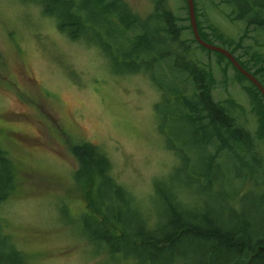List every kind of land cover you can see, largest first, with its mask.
Instances as JSON below:
<instances>
[{
	"label": "rangeland",
	"instance_id": "rangeland-1",
	"mask_svg": "<svg viewBox=\"0 0 264 264\" xmlns=\"http://www.w3.org/2000/svg\"><path fill=\"white\" fill-rule=\"evenodd\" d=\"M124 1L143 22L154 12L150 0ZM168 1L180 20L178 25L184 27L183 38L191 41L185 1ZM196 3L209 39L213 32L223 39L215 46L233 50L252 72L264 69V62L259 61L264 56V36L243 22L232 21L230 8L222 0ZM56 22L37 5L0 0V143L17 175L16 189L0 205L2 228L29 264H137L130 260L137 252L134 246L110 254L90 241L94 233L106 230L87 211V199L74 184L78 170L74 146L92 143L99 147L111 160L114 178L151 210L163 194H173L179 180L189 183L190 168L195 163L199 166L200 153L187 150L195 142L189 134L180 136L187 133L184 124H164L163 116L171 108L161 106L165 93L143 71L117 75L119 65L113 67L85 41L69 39ZM254 54L259 56L251 57ZM191 56L209 72L214 100L230 104L236 125L250 133L257 158L264 164V138L259 136V117L246 90L249 84L237 77L226 60L194 43ZM239 154L248 158L246 153ZM199 185L196 180L193 193ZM252 186L250 182L246 188L250 191ZM199 191L207 193L204 188ZM246 194L243 191L240 197ZM256 194L242 198L239 208L255 233L264 227V198L261 203ZM206 195L210 211L223 206L219 192ZM181 198L183 204L197 200L186 191ZM155 212L162 227L164 212ZM123 214L130 234L152 232L146 227L147 218H140L135 208ZM190 253V264H194L198 256ZM176 263L187 264L183 259Z\"/></svg>",
	"mask_w": 264,
	"mask_h": 264
},
{
	"label": "trees",
	"instance_id": "trees-1",
	"mask_svg": "<svg viewBox=\"0 0 264 264\" xmlns=\"http://www.w3.org/2000/svg\"><path fill=\"white\" fill-rule=\"evenodd\" d=\"M22 1L41 7L43 14L57 21L58 30L72 41H85L96 47L113 67L120 66L121 70H114L117 75L143 71L153 85L165 93L161 106L169 105L171 108V112L167 109L163 116L164 124H184L188 130L180 136L189 134V140L195 142L189 144L187 150L196 149L197 155L200 153L199 166L196 167L195 163L190 168L189 183L179 180L180 185L173 194H163L159 198V205L151 210L138 202L114 178L108 155L92 143H77L73 151L78 161L74 184L87 199V211L99 219L106 230L91 236L90 241L97 245V249L117 254L125 247L134 246L137 252L131 254L133 257L130 260L137 264H178L177 259L190 264L193 262L189 260L191 251L198 256L194 264H264V227L255 233L252 223L239 213L243 203L241 199L249 193H258L256 196L262 203L264 164L257 158L250 133L236 125L237 118L228 107L230 104L214 100L209 72L191 56L193 43L202 51L217 54L226 60L237 77L249 84L246 90L255 104L254 113L259 117V136L264 138V96L258 88L227 57L198 44L191 24V41L184 39V27L178 25L180 20L171 10L168 0H150L154 12L145 22L132 13L124 0ZM184 1L189 15L187 0ZM222 1L230 8L232 21L243 22L247 29L264 36V0ZM195 12L201 38L212 42H207L212 45L216 41L222 43V37L216 32H213L211 40L209 34L204 32L198 19L196 0ZM231 53L235 54L233 50ZM256 56L259 55L251 57ZM262 57L259 61L264 62ZM236 59L264 86V69L253 67L255 71L252 72L238 57ZM242 152L248 158L239 154ZM180 156L185 160L187 158L183 152ZM217 172L221 176L219 181ZM185 173L189 175L187 170ZM196 180L202 186L199 185L193 193ZM250 182L253 186L249 191L246 186ZM16 186L14 163L0 143V205L8 200ZM203 188L207 193L219 192L221 195L223 206L215 208L216 212L210 211L209 201L204 202L208 196L199 191ZM185 191L190 197L197 198L196 203L180 202V198L185 197ZM243 191L248 194L240 197ZM131 207L135 208L136 213L138 211L140 218H147L146 227L151 233L130 234L127 231L123 213ZM157 210L164 212L162 227H159L161 222L155 212ZM0 264H29L26 256L2 228L1 220Z\"/></svg>",
	"mask_w": 264,
	"mask_h": 264
},
{
	"label": "water",
	"instance_id": "water-1",
	"mask_svg": "<svg viewBox=\"0 0 264 264\" xmlns=\"http://www.w3.org/2000/svg\"><path fill=\"white\" fill-rule=\"evenodd\" d=\"M187 3L189 8V15H190V21H191L193 33L198 44H200L203 48L209 51L218 52L224 55L225 57H227L230 60V62L233 64V66L240 73H242L249 81H251L264 96V86L258 81V79L255 76H253L249 71H247L244 67H242V65L238 62L236 57L231 52H229L224 48L209 44L201 38L198 30V24H197L196 12H195V1L187 0Z\"/></svg>",
	"mask_w": 264,
	"mask_h": 264
}]
</instances>
